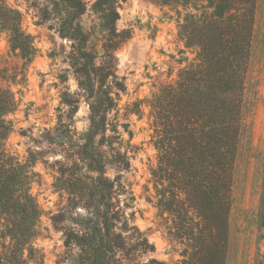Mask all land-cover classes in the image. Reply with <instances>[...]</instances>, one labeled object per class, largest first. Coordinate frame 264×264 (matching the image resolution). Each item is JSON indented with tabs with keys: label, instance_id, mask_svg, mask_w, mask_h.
<instances>
[{
	"label": "trees",
	"instance_id": "obj_1",
	"mask_svg": "<svg viewBox=\"0 0 264 264\" xmlns=\"http://www.w3.org/2000/svg\"><path fill=\"white\" fill-rule=\"evenodd\" d=\"M154 1L185 14L178 24L179 36L187 47L198 49L194 62L181 68L175 80L163 83L146 102L154 129L152 142L158 151L157 165L151 171L158 215L165 219L162 226L168 235L185 246L179 264H226L256 0ZM52 4L58 31L72 45L71 66L89 104L90 120L78 138L69 140L62 134L58 141H49L67 160L59 179L62 188L88 210L76 223L80 227L64 229L65 258L71 264H128L138 250H155L128 218V204L124 202L123 207L121 201L129 189L124 174L131 168L134 145L115 140L119 131L113 118L114 94L126 88L116 72L115 51L132 31L117 28L120 0H95L92 8L100 15L104 32L98 50L93 41L96 28L79 21L88 2L54 0ZM4 31L12 50L31 62L35 48L23 28V14L0 0V32ZM19 74L21 79L15 77L13 82L20 84L26 71ZM9 78L10 73L0 69V264H29L28 256L34 255L40 235L41 209L31 193L30 165L5 146L12 131L7 116L17 106L15 93L5 85ZM132 111L140 113L142 103L135 102ZM258 229L264 241V183ZM255 264H264L261 248Z\"/></svg>",
	"mask_w": 264,
	"mask_h": 264
},
{
	"label": "rangeland",
	"instance_id": "obj_2",
	"mask_svg": "<svg viewBox=\"0 0 264 264\" xmlns=\"http://www.w3.org/2000/svg\"><path fill=\"white\" fill-rule=\"evenodd\" d=\"M54 0H6L23 14V28L31 35L35 55L31 62L12 50L7 32H0V69L10 73L9 85L15 93L16 109L7 116L12 126L5 146L22 163L30 165L31 193L41 209L40 235L29 264H71L66 260L64 229L80 227L88 210L62 188L59 180L67 160L50 139L60 135L78 138L90 125L89 104L81 95L71 66V42L61 37L59 21L53 12ZM88 2L79 18L86 27H95L93 41L98 50L104 39L100 15ZM119 31L132 36L116 51V72L125 90L114 94L113 111L119 135L116 141L134 145L131 168L124 174L129 183L121 195L126 214L148 237L154 251L138 250L128 264H179L184 244L171 238L159 216L158 194L152 169L158 151L152 142L154 129L147 99L165 82L175 80L181 68L194 62L197 48H189L179 36L178 24L184 13L171 11L154 0H120ZM26 71L22 83L21 71ZM114 92L117 90L114 89ZM142 103L140 113L133 112ZM235 161L232 203L229 217V251L226 264H255L259 248V201L264 183V0H256L250 60L245 79L242 121ZM110 135L112 131L108 132ZM132 134V135H130ZM73 139V138H72ZM118 145V144H117ZM114 175V170L109 172ZM76 251H78L76 249ZM70 261V262H69Z\"/></svg>",
	"mask_w": 264,
	"mask_h": 264
}]
</instances>
